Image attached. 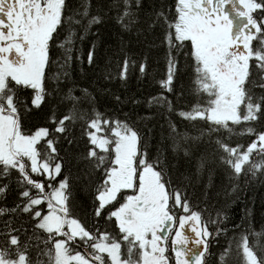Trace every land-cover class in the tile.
<instances>
[{"label":"snow or ice","instance_id":"6c2138e0","mask_svg":"<svg viewBox=\"0 0 264 264\" xmlns=\"http://www.w3.org/2000/svg\"><path fill=\"white\" fill-rule=\"evenodd\" d=\"M109 22L99 79L141 80L153 55L142 99L70 77ZM140 106L162 110L156 144ZM216 176L229 200L264 181V0H0V264H264V217L209 211Z\"/></svg>","mask_w":264,"mask_h":264},{"label":"trees","instance_id":"16d2710c","mask_svg":"<svg viewBox=\"0 0 264 264\" xmlns=\"http://www.w3.org/2000/svg\"><path fill=\"white\" fill-rule=\"evenodd\" d=\"M93 3H95V0H93ZM93 31L97 33L96 37H88L85 39L81 48L82 50H86L89 40H96L97 56L95 58V66L89 67L87 64L81 66L73 61L69 69L71 79L80 87L91 86L90 90H92V88H109L112 91H118L122 98L127 94L142 99L149 93H153L155 91L153 78L159 79L162 71L160 64L156 63V57L153 55L149 56V64L151 67L148 69V75L141 80H137L133 75L127 85H121L119 81H112L109 83L99 79L105 71V57L110 53L113 45L119 43V35L116 27L112 25L111 22L102 26L99 30L93 28ZM129 47L133 52L139 53L141 51V45L137 43L135 39H132ZM96 99L101 108H111V105L106 103L107 96L102 92L97 94ZM123 111L125 113H130L133 120H135L137 116L148 117L146 120H141L140 125L144 128L145 134H148V131L151 130L149 139L153 144H156V141L165 135L161 131V126L164 123L161 115L162 110H153V113L150 114L143 106H140L139 108L124 107ZM193 164L194 161L181 160L179 169L184 172L185 175H190L193 172ZM227 187V180H222L219 176L214 178V187H210L207 190V196L204 197L209 211L223 208L226 221H238L242 214V210H250L259 227L261 218L264 217V181L258 180L251 185H243V183H241V190L238 193L230 194L232 196L231 200H229L228 196L225 194ZM190 190L196 196L201 195V189L198 185L191 186Z\"/></svg>","mask_w":264,"mask_h":264}]
</instances>
